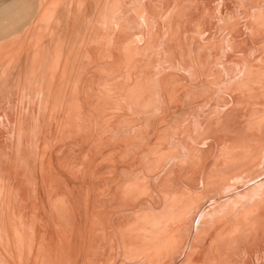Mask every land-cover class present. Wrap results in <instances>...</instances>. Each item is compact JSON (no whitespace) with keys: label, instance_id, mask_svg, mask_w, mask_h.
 I'll use <instances>...</instances> for the list:
<instances>
[{"label":"bare ground","instance_id":"bare-ground-1","mask_svg":"<svg viewBox=\"0 0 264 264\" xmlns=\"http://www.w3.org/2000/svg\"><path fill=\"white\" fill-rule=\"evenodd\" d=\"M0 264H264V0H0Z\"/></svg>","mask_w":264,"mask_h":264},{"label":"rangeland","instance_id":"rangeland-1","mask_svg":"<svg viewBox=\"0 0 264 264\" xmlns=\"http://www.w3.org/2000/svg\"><path fill=\"white\" fill-rule=\"evenodd\" d=\"M135 2H136V1H135ZM135 2L133 1L132 5H133ZM132 7H133V6H132ZM128 9L131 10V6H129ZM131 12H132V11H131ZM131 12H130V16L132 17L133 14L131 15ZM133 13H134V12H133ZM134 14H135V13H134ZM128 16H129V15H128ZM130 16H129V18H130ZM133 17H134V16H133ZM135 17L137 18V15H135ZM136 18H135V19H136ZM130 19H131V18H130ZM135 19H134V20H135ZM137 19H138V18H137ZM137 19H136V20H137ZM136 20H135V21H136ZM138 20H140V19H138ZM138 20H137V21H138ZM130 21L133 22V20H129V22H130ZM239 21H240V18H239ZM241 21H243L242 18H241ZM132 22H131V23H132ZM131 23H130V27H131V28L133 27V24H135L134 27L136 26V23H135V22H133L132 24H131ZM137 25H138V27H137V26H136V27H137L138 29L135 27L137 30H139V27H140V29L143 27L141 22H140V23H137ZM134 27H133V30H134ZM223 36H224V35H223ZM222 38L224 39L225 37H222ZM222 53H224V51H223ZM224 54H225V53H224ZM224 54H223V55H224ZM225 55H226V54H225ZM220 56L222 57V54H221V53H220ZM230 57H231V56H227V55H226L225 58L222 60V62H227V61H229V60H230ZM221 64H222V65H221ZM221 64H220V65L224 67L223 63H221ZM160 65L162 66V68H164L162 64H160ZM232 67H235V66L232 65ZM234 70H235V72H237V69H236V68L233 69V70H232V73H233L232 76L236 74L235 72H233ZM176 73H177V72H176ZM179 73H180V74H178V75L180 76V78L182 77L181 80L184 81V79H183V75H185V74H184L182 71H180V70H179ZM181 73L183 74L182 76H181ZM179 76H178V77H179ZM185 77H186L185 79L188 78L186 75H185ZM233 77H234V76H233ZM201 79H202V80H201ZM181 80H180V81H181ZM227 80H228V77H227ZM230 80H231V79H230ZM230 80H229V81H230ZM186 81H187V82H186ZM200 81H201V84H203L204 82H206V80L204 79V77H200V78H199V82L197 81V84L199 83L198 85H201V84H200ZM202 82H203V83H202ZM183 83H185V84L188 83L187 85H189L188 79L185 80ZM198 85H197V88H198ZM203 85H204V84H203ZM189 86L192 87L193 85H189ZM195 86H196V84H194V87H195ZM211 86H213V85H211ZM211 86L207 85L206 89H208V87L210 88ZM200 87H201L202 90H205V91H202V90H201V92L203 93L204 96L207 95V100H208V97L213 96V95H211V93H213V94L215 93V96H216V97L213 96L214 101H213V100L211 101V98H212V97H210V100H209V101H211V105H210V107L216 105L215 102H217V99H218V96H219L218 94L222 95L223 92L221 93V91H222L223 88H221V90H220V86H219V85H215V87H211L212 90H213V88H214V91L212 92V90H210V89H211V88H210V89H209L210 91L208 90V91H209V92H208V91H206V89H205L204 86L201 85ZM202 87H203V88H202ZM215 88H217V91H216ZM218 88H219V89H218ZM198 89H199V88H198ZM199 90H200V89H199ZM215 91H216V92H215ZM219 91H220V93H219ZM217 92H218V93H217ZM206 93H207V94H206ZM208 94H209V95H208ZM223 95H224V94H223ZM204 98H206V96H205ZM195 110H196V111H195ZM195 110H194V111H195L196 113H195L194 111H193V112H194L196 115H195V114L192 112V110H191V114H194L195 116L193 115L194 117H193V116L190 117V118L193 117V121H194L193 124H192V128H193V129H191L193 132H194L195 129H197L196 124H195L196 118H197V117L202 118V117L204 116L203 114H200V112H201L202 109L200 110L199 108H197V109H195ZM198 110H199V111H198ZM198 115H199V116H198ZM196 116H197V117H196ZM195 117H196V118H195ZM194 118H195V119H194ZM197 119H198V118H197ZM195 131H196V130H195ZM194 133H195V132H194ZM184 136H185V135H183V141H188L189 138H191V137H188V136H186V137H188V138H186V137H184ZM174 140H176V141H178V142L180 143L179 138H175ZM189 141H191V139H190ZM204 141H205V140H204ZM204 141H203V142H204ZM176 144H177V142H176ZM178 146L180 147V149H179ZM177 148H178L179 150H182V151H183V149H181V148H182L181 145L178 144V145H177ZM191 215H193V214H190V215H189L190 218L188 217V218H189V219H188V222H191V218H192ZM189 220H190V221H189Z\"/></svg>","mask_w":264,"mask_h":264}]
</instances>
